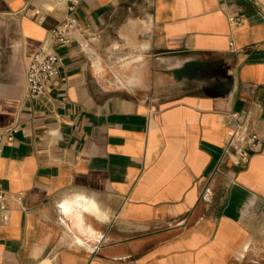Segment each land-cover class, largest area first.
Masks as SVG:
<instances>
[{
    "label": "crops",
    "instance_id": "0c3cea01",
    "mask_svg": "<svg viewBox=\"0 0 264 264\" xmlns=\"http://www.w3.org/2000/svg\"><path fill=\"white\" fill-rule=\"evenodd\" d=\"M244 14V22L230 20ZM67 13L0 0V264H264V0H84L57 86L26 69ZM48 44V43H47Z\"/></svg>",
    "mask_w": 264,
    "mask_h": 264
},
{
    "label": "built area",
    "instance_id": "2783aa9c",
    "mask_svg": "<svg viewBox=\"0 0 264 264\" xmlns=\"http://www.w3.org/2000/svg\"><path fill=\"white\" fill-rule=\"evenodd\" d=\"M30 1V0H27ZM58 4H65L67 13L64 19L60 20L49 31V42L45 41L44 46L35 55L26 69V93L30 100L44 96L50 87L57 86L61 77V56L54 50V46L67 45L71 42L74 34L81 29L77 16V10L84 0H55ZM226 1V0H221ZM233 23L244 22V14L234 13L230 15ZM48 43V44H47ZM239 112L231 111L227 114L226 121L235 123L230 134V140L225 152L232 162L241 167H246L252 156L264 148V139L256 127L248 126L239 119ZM17 126L0 130V156L4 152V141L6 136L14 139ZM15 199L22 203L24 195L11 193L0 187V221L7 222L10 216L9 201Z\"/></svg>",
    "mask_w": 264,
    "mask_h": 264
}]
</instances>
